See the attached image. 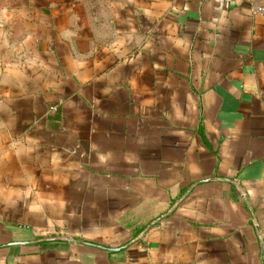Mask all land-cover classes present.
Wrapping results in <instances>:
<instances>
[{"label":"crops","instance_id":"obj_1","mask_svg":"<svg viewBox=\"0 0 264 264\" xmlns=\"http://www.w3.org/2000/svg\"><path fill=\"white\" fill-rule=\"evenodd\" d=\"M263 6L0 0V264H264Z\"/></svg>","mask_w":264,"mask_h":264},{"label":"water","instance_id":"obj_2","mask_svg":"<svg viewBox=\"0 0 264 264\" xmlns=\"http://www.w3.org/2000/svg\"><path fill=\"white\" fill-rule=\"evenodd\" d=\"M212 180H222V181H227V182H231V183H235L236 184V182L233 180V179H230V178H227V177H212V178H208V179H204V180H199V181H196V182H194L189 188H188V190L185 192V194L181 197V199L179 200V201H177V203L176 204H178V202H180L182 199H184L191 191H192V189L196 186V185H198V184H200V183H202V182H204V181H212ZM170 211H168L167 213H165L163 216H165V215H167L168 213H169ZM162 217H158L157 219H155L154 221H152L149 225H148V227L149 226H151L153 223H155L156 221H158L159 219H161ZM147 227V228H148ZM146 228V229H147ZM57 238H60V237H53V238H47V239H57ZM30 242H32V241H30ZM16 243H18V244H23V243H28V242H12L11 244H16ZM89 244H91V245H95V244H93V243H89ZM118 249V248H117Z\"/></svg>","mask_w":264,"mask_h":264},{"label":"built area","instance_id":"obj_3","mask_svg":"<svg viewBox=\"0 0 264 264\" xmlns=\"http://www.w3.org/2000/svg\"><path fill=\"white\" fill-rule=\"evenodd\" d=\"M260 11L264 13V6L260 8Z\"/></svg>","mask_w":264,"mask_h":264}]
</instances>
